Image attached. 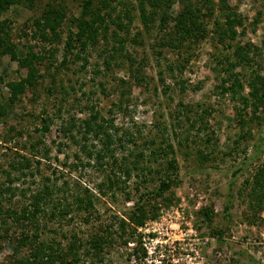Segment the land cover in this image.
Returning a JSON list of instances; mask_svg holds the SVG:
<instances>
[{
	"label": "rangeland",
	"instance_id": "obj_1",
	"mask_svg": "<svg viewBox=\"0 0 264 264\" xmlns=\"http://www.w3.org/2000/svg\"><path fill=\"white\" fill-rule=\"evenodd\" d=\"M85 1L4 0L0 11V172L27 153L35 173L15 185L47 184L51 206L114 180L92 217L73 201L62 218L43 215L52 230L41 240L64 247L77 232L104 233L103 250H81L78 264H264V104L253 111L250 96L264 76V0H150L148 20L141 0H94L83 17L107 20L93 39L96 24L74 22ZM187 6L205 32L181 42L174 18ZM47 10L63 13L55 32L43 28ZM227 15L237 34L220 42ZM26 56L34 79L12 92L29 77ZM95 112L107 124L98 137L84 123ZM30 249L0 238V264H23Z\"/></svg>",
	"mask_w": 264,
	"mask_h": 264
},
{
	"label": "trees",
	"instance_id": "obj_2",
	"mask_svg": "<svg viewBox=\"0 0 264 264\" xmlns=\"http://www.w3.org/2000/svg\"><path fill=\"white\" fill-rule=\"evenodd\" d=\"M94 0H86L84 3V8L81 17H77L74 19L76 24L82 28L84 27L86 30L90 29L91 26L89 24L93 23L97 26H94L90 37L93 39L95 37V32L98 31L97 28L99 24L102 25L104 21L107 20L106 15H101V13H92V17L90 19H85L83 16L92 8ZM150 0H141V16L142 19L148 20L149 13L146 11V3ZM4 0H0V11L4 8L3 4ZM13 2V1H12ZM200 9H196L194 7H185L178 14L175 20V28L178 39L183 42L185 39L198 40L201 39L204 35L205 29L202 22L199 21V12ZM63 13L55 10H47L43 15V28H51L54 32L57 30L56 28L59 26L60 22L63 18ZM225 23L227 24L226 28L223 29L222 34L220 35V42H224L225 36L230 39H234L237 31L235 29L236 20L232 19L230 16H226ZM41 19L37 21L40 24ZM90 26V27H88ZM100 26V25H99ZM94 34V35H93ZM73 39L72 31H69V36L66 42L67 48L71 46ZM83 44H86L83 42ZM244 45H239L235 48V54L238 57L244 56ZM22 65L28 67L29 77L25 78L19 82H11L9 83V87L12 92L18 91L21 86L32 83L35 75V68L32 63L29 61L28 56H26L22 62ZM264 87V76L258 75V78L253 80L251 85L250 96L252 98V103L255 106L253 111L257 112L261 105L264 104V91L262 90ZM15 95V93H14ZM261 104V105H260ZM97 115H94L90 120H86L85 126L88 130H93L95 136H99L101 133L107 132L106 130V119L99 114V112H95ZM100 119V120H98ZM41 130L48 131L49 129V121L46 117L41 118ZM63 128V127H62ZM111 134H107V137H104V140L111 142L112 139ZM7 141H3V144ZM13 144H19L15 141ZM107 144V143H106ZM32 146V145H31ZM17 147V146H15ZM34 147V145H33ZM11 148V147H10ZM174 160H171V164L173 166ZM80 162H82L80 160ZM130 162V161H129ZM126 164L127 167L124 168L123 172L127 176L131 175L130 165ZM132 165L135 166L136 169L139 168L138 162H132ZM9 169H3L0 172V238H7L9 242V246L13 249L14 252H18L21 248L30 247V253L27 257H25L23 264H78L81 261L80 251L82 250V255L84 256L85 252L90 254V250H100L102 251L107 241V237L104 233L98 232L94 234L90 238L84 240L79 237V233H75L70 237L71 239L68 241L66 246L57 245L53 240H41L45 229L48 227L49 230H52L50 226L43 227L40 224L41 217L43 215H48L50 217H63L71 210L72 201L76 204V208L84 209L88 216H94V212L92 211V207L94 204L100 200L101 196L105 195L107 189H111L114 186V180L111 179L109 184L102 182L98 185V190H92L90 187H79L77 193L70 197L69 201L65 195H62L58 198L56 203H53L51 206L50 194L52 193L50 187L47 184H43L41 188L36 190H29L24 186V183L21 185H15V182L19 180L22 176H33L35 173L34 167L30 162L29 156L26 154H22L19 159H14L8 162ZM3 179V180H2ZM25 179V178H24ZM45 180H50L49 177H46ZM171 182L170 179L161 180L159 188L161 190L168 189L170 187ZM58 190V188H57ZM16 195V200L13 203L7 202V197L10 195ZM50 204V208L47 207ZM99 217H95L97 222H100L101 219ZM134 220H137L134 219ZM142 218L138 219V222H142ZM85 222H88V218L84 219ZM135 222V221H133ZM124 224V220L122 225ZM17 227L19 230L23 229L21 233H19L17 239H9V234L14 227ZM15 232V231H14ZM106 232V231H104Z\"/></svg>",
	"mask_w": 264,
	"mask_h": 264
}]
</instances>
